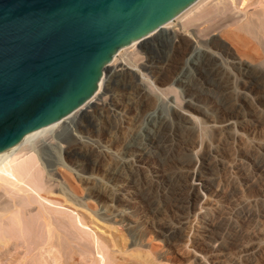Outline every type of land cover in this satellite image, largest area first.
<instances>
[{
	"label": "bare ground",
	"instance_id": "bare-ground-1",
	"mask_svg": "<svg viewBox=\"0 0 264 264\" xmlns=\"http://www.w3.org/2000/svg\"><path fill=\"white\" fill-rule=\"evenodd\" d=\"M201 1L196 0L172 20L118 49L102 68L93 94L79 107L49 128L28 136L14 147L0 153V257L4 258L10 249L24 247L30 251L44 250L46 255L47 250L55 249L56 253L49 250L54 253V259L51 258L52 254H49L51 261L46 259L48 261L45 260L42 264H74L73 261L80 256L85 264V259L92 257L90 254L96 256V260L93 258L91 264L103 263L102 254L93 251L95 246L91 242L92 239L83 237V234L79 235L83 232L79 228L85 226L78 222L79 228L75 227V222L73 221V224L70 221L74 217L69 219L63 214L64 211L59 213L50 209L49 204L52 201L48 200V197L52 190L44 182H57L56 166H63L59 153L69 149L70 141L87 146L106 158L97 175L85 177L84 180L89 186V192L100 195L107 202L116 201L121 204L105 213L102 209V214L95 215L99 220L129 227L133 222L129 219L128 206L134 204L141 208V217L149 222L151 215L158 210V193L165 190L168 182L179 186L180 193L174 199V205L184 207L199 203L192 216L196 224L190 223L191 232L195 233L199 240L206 239L213 224L230 219L233 213L244 209L247 204L244 200L235 201L228 213L217 212L213 206L222 195L243 191L250 180L264 177V154L261 151L264 141L255 140L254 135L258 128L264 126V118L259 115H241L240 120H236L237 123L230 118L214 123V119L210 117L212 115L200 106L196 95L191 93L193 87L198 86L204 88L203 91H209L210 87L206 82L210 80L220 91L216 102L224 109L231 100V93L244 84L242 76L236 77L233 73V70L237 69V74L242 75L245 71L242 64L233 58H223L212 48V44L219 40L214 29L232 21L234 16L230 12L232 7L226 6V0L225 3L220 0L224 3L223 6L218 2L217 7L213 5L212 9L204 8L200 11L202 7L199 8L197 15L199 19L200 15L203 16L201 17L204 23L194 15L200 24L206 25V29H211V32L213 29L217 33L206 41L199 39L194 30L186 31L182 25H172L181 15H186L185 13L196 5L198 7ZM260 15L248 19L245 24L239 25L240 27L235 24L239 34L241 32L244 36L243 42L248 41L247 45H251L244 47L246 53H242V57H249L250 60L264 56V16ZM189 23L191 24V19ZM232 33L236 34L233 31ZM166 38L170 51L163 58L154 60L150 48L162 44ZM135 54H140V58L135 60ZM129 77L136 79L137 92L133 93L134 95L128 85ZM166 85L178 90L179 100L174 95L163 92L161 88ZM99 112L120 120L122 129L125 130L120 140V150H112L106 145L81 136L78 132V124L83 116ZM197 114L213 122L218 133L215 134L216 144H206L201 159L196 156V150L203 145L199 136L188 134L189 128L192 129L189 125ZM237 125L247 126L249 135H245V139L251 138V144H245L244 138L234 133ZM65 136H69L70 141L65 139ZM183 150L189 152L190 162L167 169L166 163ZM204 167L213 169L214 174H204ZM221 171L226 172L225 176L220 174ZM103 177L108 178L103 180ZM57 193L63 202L73 207H82L81 202L69 196L63 188H57ZM54 200L58 203V200ZM12 226L13 232H19L16 233L17 237L15 233L10 232ZM26 229L27 238L18 240ZM77 229L78 232L81 231L79 234ZM96 242L98 244V241Z\"/></svg>",
	"mask_w": 264,
	"mask_h": 264
},
{
	"label": "rangeland",
	"instance_id": "rangeland-1",
	"mask_svg": "<svg viewBox=\"0 0 264 264\" xmlns=\"http://www.w3.org/2000/svg\"><path fill=\"white\" fill-rule=\"evenodd\" d=\"M230 1L232 2L226 0V6L229 5V8L230 6L234 8L230 9V12L234 16L232 15V21H228L224 24L226 27L223 28L222 26L224 25H222L220 26L221 28L214 29L218 34L214 32L213 29L212 32L209 31L211 29H206V25L203 24V16L200 15V19H202L200 20L197 14L199 8L202 7L200 11L204 8L212 9L217 7L219 3H221L220 6L224 4L225 0L224 3H222L223 0L222 2L220 0H202L200 4H198V7L196 5L193 7L194 9H190L191 11L189 10L185 13L186 15H181V17L177 18L176 21L172 23V25H182L181 27L186 31L194 30L195 35L198 36L199 39H203V41L217 34L218 36L216 35V38L219 40L212 44V48L223 58H233L245 68V74H243V72L242 75L240 73V75L237 74L235 71L237 69L233 70L236 77L237 75L238 77L242 76L245 85L241 84L231 93L229 98V100H231L228 105H225L224 109L216 102L220 91L214 87L209 79H206L209 80L206 82L207 86L210 87L209 91H203L204 88L201 86L193 87L191 93L196 95L200 106L206 108L209 114L212 115L210 117L214 119H212L214 123L215 121L220 122V120L229 118L232 121L235 120L234 122L237 123L241 115L247 117L259 115L264 118V56H259L261 59L258 57V59H256L255 57V59L252 58V60H250L251 58L249 57H242V53L245 52L244 49L251 45L249 43L247 45L246 42L248 41L243 42L244 36H242L243 34L241 32L239 34L238 27L236 28V25L245 24L248 19H254L260 14L264 16V0H240V2L239 0H235L236 3L233 0ZM255 1L256 3H253ZM206 4L207 6L205 7ZM194 15H197V19L203 23L200 24V22L195 19L196 17ZM192 16H194V18ZM236 16L238 18H236ZM188 18L191 19V24ZM239 22L241 23L239 24ZM228 23L232 26H228ZM232 27L236 28L238 33ZM232 31L236 34L232 33ZM223 33H225V35H223ZM228 33L230 34L228 35ZM150 50L152 51L151 54L153 59L155 58L154 60L163 58L170 51L168 39H164L162 44L151 47ZM140 56V54H135L134 59L136 60L140 58ZM211 62L212 61L209 60L210 65L213 64H211ZM128 80L130 91L132 95H134L133 93L137 92L136 79L129 77ZM161 89L165 94L169 93L178 99L179 92L176 88L166 85ZM100 116H103V118H100ZM100 119H102V121ZM194 119L195 120L189 125L192 129L189 128L188 134L199 136L203 145L196 150V156L201 159L204 154L205 145L210 144L214 146L216 144L215 140L218 133L213 122L204 118L203 115L197 114ZM124 131L118 118L109 117L101 112L83 116L78 124V132L81 136L88 139L90 138L101 145H106L112 150L121 148L119 145L121 137L124 136ZM256 131V134L254 132V135L257 137H255V140L259 139L264 141V126L258 128ZM247 132L249 133L247 126L241 127V125H237L234 131L236 135H240L244 138V143L248 145L251 144V138L245 139V135H249ZM65 139L70 141L69 136H65ZM70 143L71 146L69 149L67 148L63 151L64 153H59L63 166H56L55 179L58 183L49 181L50 184H48L47 181L44 182L49 185L46 186L52 190L49 194L50 197H48V200L53 202L49 204L51 207L50 209L51 211L54 210L59 213L64 211L65 213L63 212V214H66L68 218L74 217V219L72 218L70 221L75 222V225H77L75 227L79 228L78 222H81L83 226H85L81 229L79 228V230L83 231L82 233H80L81 231L78 232L77 229V234L80 233L79 235L83 234V237L85 236L90 238V240L92 239L91 242L94 243L95 246L93 247V251H95V253L98 251V253L102 254L101 256L104 258V260H102L104 264H264V177H260L259 180L256 179L258 181L250 180L243 191H237L234 194L227 193L220 197L218 201L219 204L217 203L215 204L216 206H213V209L220 213H226V211L228 213L235 204V201L244 200L247 201V204L241 211L236 212V214L233 213L230 219L221 220L213 224V227L208 231V238L206 237L205 240H199L190 229L192 227L191 224H196L192 216L197 210L199 203H191V205L184 207L174 205L173 201L179 195L180 190L177 184H169V182L166 184L165 190L163 189L162 193H158V210L155 214L151 215L150 221L146 222L141 217V208L133 204L128 206L129 219L133 224L129 227H124V225L120 223L102 221L99 220L98 217H95V215L99 216L102 214V209L105 213L108 212L110 208L118 204L120 205L121 203L116 201L113 203L107 202L100 195L89 192V186H87L84 180L85 177L97 175L100 166L105 164L106 158L87 146L75 144L72 141H70ZM261 151L264 154V145ZM189 162L190 154L183 150V152L178 153L173 159L166 163V168L173 169L180 165H187ZM202 171L204 174H207V176L215 172L213 169L211 170V168L207 167H204ZM225 173L226 172H220L223 176H225ZM103 178V180H105L108 177ZM43 179L45 181L44 173ZM57 188H63L69 196L79 200L82 207H73L71 204L69 205L63 202V199L57 193ZM53 198L58 200L59 204ZM243 212L249 215L246 216ZM185 221L186 223H184ZM13 226L10 232L12 231V233L18 234V231L13 232L15 227ZM74 229L76 230V228ZM26 231L27 229L22 233L25 238L20 235L21 237L19 236L20 238L18 240L21 241L27 238L26 234L28 232L26 233ZM12 233H10V235L14 236ZM17 234L15 237H17ZM96 241H98V244ZM26 249L27 248L24 247L10 249L4 258L0 257V264H3L4 261L5 264H42L46 259L49 261H51V258L54 259L53 254L56 253L55 249H49L51 252L54 251L53 254L46 249L48 251L47 255L44 250L30 251ZM95 253L94 255H96ZM49 254H52V256ZM90 256L92 257H87L88 261L87 258L85 259V264H91L90 262L93 258L96 260V256L93 257L91 254ZM34 258L37 262H35L36 260H34ZM81 259L82 257L80 256L75 259L73 263L84 264V261ZM81 261H83V263Z\"/></svg>",
	"mask_w": 264,
	"mask_h": 264
},
{
	"label": "water",
	"instance_id": "water-1",
	"mask_svg": "<svg viewBox=\"0 0 264 264\" xmlns=\"http://www.w3.org/2000/svg\"><path fill=\"white\" fill-rule=\"evenodd\" d=\"M196 0H0V153L65 117L130 42Z\"/></svg>",
	"mask_w": 264,
	"mask_h": 264
}]
</instances>
